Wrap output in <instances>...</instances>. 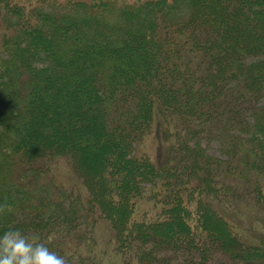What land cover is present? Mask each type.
Segmentation results:
<instances>
[{
	"label": "trees",
	"instance_id": "obj_1",
	"mask_svg": "<svg viewBox=\"0 0 264 264\" xmlns=\"http://www.w3.org/2000/svg\"><path fill=\"white\" fill-rule=\"evenodd\" d=\"M238 202L264 211V0H0V232L66 264H264Z\"/></svg>",
	"mask_w": 264,
	"mask_h": 264
},
{
	"label": "rangeland",
	"instance_id": "obj_2",
	"mask_svg": "<svg viewBox=\"0 0 264 264\" xmlns=\"http://www.w3.org/2000/svg\"><path fill=\"white\" fill-rule=\"evenodd\" d=\"M129 2L133 0H127ZM160 145L158 139L157 129L144 140L143 144L138 149L155 157L156 149ZM209 155L213 157H223L221 149L217 143L211 142L203 144ZM58 176L60 180H69L70 172L64 164L58 166ZM74 179V177L72 178ZM238 206L228 207V205L221 207L219 214L227 221L239 235L242 242L252 245L264 244V211L255 208L252 205H244L238 202ZM242 206V207H241Z\"/></svg>",
	"mask_w": 264,
	"mask_h": 264
},
{
	"label": "clouds",
	"instance_id": "obj_3",
	"mask_svg": "<svg viewBox=\"0 0 264 264\" xmlns=\"http://www.w3.org/2000/svg\"><path fill=\"white\" fill-rule=\"evenodd\" d=\"M0 264H66V260L20 229L10 228L0 232Z\"/></svg>",
	"mask_w": 264,
	"mask_h": 264
}]
</instances>
